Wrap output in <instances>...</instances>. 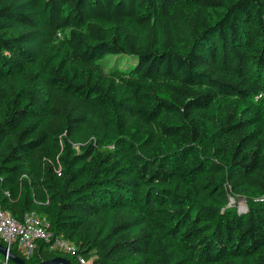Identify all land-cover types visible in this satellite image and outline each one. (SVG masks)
Segmentation results:
<instances>
[{
	"label": "trees",
	"instance_id": "16d2710c",
	"mask_svg": "<svg viewBox=\"0 0 264 264\" xmlns=\"http://www.w3.org/2000/svg\"><path fill=\"white\" fill-rule=\"evenodd\" d=\"M0 204L93 264H264V0H0Z\"/></svg>",
	"mask_w": 264,
	"mask_h": 264
},
{
	"label": "built area",
	"instance_id": "2783aa9c",
	"mask_svg": "<svg viewBox=\"0 0 264 264\" xmlns=\"http://www.w3.org/2000/svg\"><path fill=\"white\" fill-rule=\"evenodd\" d=\"M7 194L9 193L7 192ZM0 239L10 249L11 246H16L27 257L35 252L38 241L43 240L50 243L52 249L75 255L78 264H93L95 258L87 259L78 252V246L74 242L63 235H54L50 230V222L47 217L30 212L25 214L22 220H19L10 211L2 208L1 204ZM5 260L7 262L8 257H5Z\"/></svg>",
	"mask_w": 264,
	"mask_h": 264
},
{
	"label": "rangeland",
	"instance_id": "374dc122",
	"mask_svg": "<svg viewBox=\"0 0 264 264\" xmlns=\"http://www.w3.org/2000/svg\"><path fill=\"white\" fill-rule=\"evenodd\" d=\"M99 62L105 69H112L115 68L116 66L119 67L121 70H127L131 69L135 65V62H129L127 58L125 57H120L118 55L114 54H108L106 55L103 59H100ZM76 148H79L78 145L75 146ZM61 147L54 146L52 151H53V156L57 157ZM35 179H31L29 181L30 183V194L31 196L38 201L45 200L46 199V194L41 190L40 186H37L35 184ZM230 206H236L241 209H244L248 206L247 198L244 196L241 197H230Z\"/></svg>",
	"mask_w": 264,
	"mask_h": 264
},
{
	"label": "water",
	"instance_id": "95a60500",
	"mask_svg": "<svg viewBox=\"0 0 264 264\" xmlns=\"http://www.w3.org/2000/svg\"><path fill=\"white\" fill-rule=\"evenodd\" d=\"M0 253L4 257H8L15 264H74L72 260L65 256H56L51 259L42 260L40 262L30 263L27 262L23 257L14 253L7 245H4L0 241Z\"/></svg>",
	"mask_w": 264,
	"mask_h": 264
}]
</instances>
